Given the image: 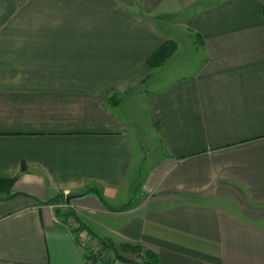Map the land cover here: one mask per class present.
I'll return each mask as SVG.
<instances>
[{
  "label": "crops",
  "instance_id": "obj_1",
  "mask_svg": "<svg viewBox=\"0 0 264 264\" xmlns=\"http://www.w3.org/2000/svg\"><path fill=\"white\" fill-rule=\"evenodd\" d=\"M263 5L0 0V178L18 193L0 200V264H93L73 217L47 203L90 188L128 206L73 197L89 236L160 264H264ZM169 39L199 60L183 71L182 50L174 81L177 51L148 64ZM146 83L154 147L138 152L123 106Z\"/></svg>",
  "mask_w": 264,
  "mask_h": 264
},
{
  "label": "trees",
  "instance_id": "obj_2",
  "mask_svg": "<svg viewBox=\"0 0 264 264\" xmlns=\"http://www.w3.org/2000/svg\"><path fill=\"white\" fill-rule=\"evenodd\" d=\"M262 12L264 15V5L262 7ZM176 51L177 43L172 39L167 40L155 53H153L149 57V66L151 67V69H156L163 66L167 61H169V59L173 57ZM15 180L16 178L12 177L0 178V200L12 198L18 194L14 191ZM91 192L95 193L99 197L101 202L110 210L119 211L128 206V204H125L118 208L109 206L105 201L103 195L96 188L87 189L85 192L77 195L68 194V196L66 195V198L69 197V199L71 200V198L73 197L84 196ZM63 196L64 195L58 196L57 198H52L48 200L47 203L55 202ZM81 226L83 229H86L90 233H93L89 229H87L82 222ZM76 231L78 232V230ZM93 235L101 242L103 249L111 252V255L107 258L105 257V254H102V252H104L103 250L102 252H91L92 250L90 248H85L86 256L91 259L92 262H101V264H117L118 261H122L125 264H160L159 255L142 244L124 242L116 245L110 239L101 238L96 234Z\"/></svg>",
  "mask_w": 264,
  "mask_h": 264
},
{
  "label": "rangeland",
  "instance_id": "obj_3",
  "mask_svg": "<svg viewBox=\"0 0 264 264\" xmlns=\"http://www.w3.org/2000/svg\"><path fill=\"white\" fill-rule=\"evenodd\" d=\"M152 17V16H150ZM158 18V17H156ZM185 32L183 31V34ZM182 34V32H181ZM179 36V40L184 39L183 35ZM178 40V41H179ZM185 40V39H184ZM176 42V41H175ZM181 45V42L179 44V46ZM183 45V44H182ZM182 47V46H181ZM191 49V47H190ZM183 50V71H190V70H194L198 65H199V60L197 59L198 55H194V53L196 52L194 49H191L189 51V49H179L175 55V61L174 63L171 65V74L169 75V81H174L177 77H179V59H177L178 57L180 58L181 55V51ZM189 53V55L187 53ZM203 56L200 57V59ZM189 61V62H188ZM184 62H186L184 64ZM188 73V72H187ZM156 74L157 77H160L162 81H164V76H163V72L159 71L158 69L156 70ZM152 87L151 85L149 86L148 83H146L143 86H138L136 87L131 94H129L126 98H125V102H124V106H123V111L125 114L130 113L133 117L132 119V124L136 127V130L139 132L140 136L142 138L137 139L133 137V142L135 143V147H136V151L141 152L143 149L146 151H150V148L152 145V136L149 135V129L145 126V124L143 123V120H145V95L142 91L146 92V89ZM154 147V146H153ZM146 154L141 153V157H140V164L142 165V159ZM137 183L134 182L132 185V188H136ZM66 196V195H65ZM63 196L62 198H59L57 201L58 203H61L60 205L62 206V208H64V212L65 213H69L68 216H72V224H77L76 226H73L76 230H80L82 231V235L83 238L81 239V242L83 243V246L85 248H90L89 243L91 244V246H93L91 248V252H99V250H101L102 248V244L101 242L94 237L93 234H89L86 233V230L82 228L81 226V221L78 220V218L75 216V209L77 208L76 203H73V199L71 198V200L67 197ZM69 201H66V200ZM55 201V202H57ZM70 216V217H71ZM86 234H88V236H86ZM124 243V242H123ZM104 254L106 255L105 257H109L110 254H108L109 251L103 249ZM93 264H101V262H92ZM117 264H125L124 262H120L118 261Z\"/></svg>",
  "mask_w": 264,
  "mask_h": 264
}]
</instances>
